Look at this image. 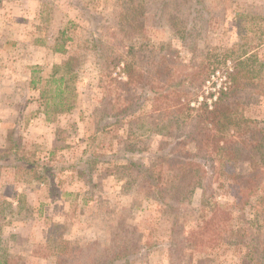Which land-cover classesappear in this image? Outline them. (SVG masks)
Listing matches in <instances>:
<instances>
[{
  "label": "rangeland",
  "instance_id": "374dc122",
  "mask_svg": "<svg viewBox=\"0 0 264 264\" xmlns=\"http://www.w3.org/2000/svg\"><path fill=\"white\" fill-rule=\"evenodd\" d=\"M183 1L141 0L134 23L123 28L119 16L132 0H0V156L12 131L19 155L29 157L31 151L53 170L49 181L40 182L29 172L0 167V254L6 253L8 264H102L123 244L127 253L112 264H241L249 245V264H264V191L258 192L261 200L241 210L230 194L231 178L221 176L222 188L208 177L189 201H168V195L158 201L141 177L133 180L108 162L88 176L68 167L95 131L105 89L115 86L109 79L125 80L122 64L113 60L118 54L134 61V78L142 74L123 91L134 107L142 104L132 118L102 134L98 150L104 154L133 130L131 138L142 148L138 161L157 172L163 163L156 154L168 152L166 144L174 141L156 133L155 123L171 120L176 103L166 106L165 98L155 103L153 92L134 104L138 94L150 82L154 90L170 83L180 89L181 103L197 108L200 96L212 99L220 93L218 84L229 85L234 62L245 50L255 70V78L239 90L240 114L255 120L246 138L264 129V0H193L199 6L193 13ZM176 17L184 18L183 25L173 26ZM127 46H133L131 53H124ZM69 58L65 96L73 108L58 112L51 80L65 72ZM108 94L113 101L114 91ZM187 123L166 128L184 133ZM248 156L243 148L228 174L247 172ZM165 174L164 165L162 179ZM204 198L229 206L231 219L220 234L231 243L201 241L208 233L197 228L207 211ZM54 226L59 228L53 233Z\"/></svg>",
  "mask_w": 264,
  "mask_h": 264
},
{
  "label": "trees",
  "instance_id": "16d2710c",
  "mask_svg": "<svg viewBox=\"0 0 264 264\" xmlns=\"http://www.w3.org/2000/svg\"><path fill=\"white\" fill-rule=\"evenodd\" d=\"M132 1L130 9H127L119 16L120 21L124 20L125 22L120 24L123 28L128 23H134L133 16L141 11V0ZM192 1L184 0L183 5L186 6L189 3L187 10L193 13V10L199 6L192 5ZM195 1L198 2V0ZM162 6L165 5L163 4ZM183 23L184 18L180 20L177 17L172 22L173 26L177 24L178 27L183 25ZM132 49L133 46H127L124 53H131ZM56 50L61 51V48ZM124 57L118 54V56L113 57V60H116V64H122L121 70L125 75V80L109 79V83L111 80L115 81V86L112 89L109 87L105 89L107 99L105 98L101 107L100 118L95 131L88 135L82 156L78 157L73 163L68 164V167L75 169L78 176H88L99 165L105 164L103 162H108L113 167L123 168L133 180L141 177V182L145 186L146 191L156 193L158 201L166 197V195H168V201L172 200L177 203L189 201L193 191L201 187L204 179L208 177L215 181L218 187L223 188V183L220 181L221 176L223 178H231L232 181L229 184L230 194L234 197V204H237L241 210L244 209L245 204H250L256 199L261 200L262 197L258 192L260 190L264 191V129H258L257 135L252 134V136L246 138L248 132H253V128H250V125L255 123V120L245 118L239 111V90H242L250 80L255 78V70L251 68L253 55L245 50L242 55L236 58L233 72L229 74V85L225 87V90H220L211 107L205 101H201L197 108L189 106L187 102L181 103L179 96L176 95V90L180 89H175L170 83L163 84L162 89L154 90L153 86L151 87L153 84L150 82L149 88L138 94L134 104L148 97L153 92L154 96L150 98L154 99L155 103H161L163 98L166 99V106L171 105V100V103L173 101L176 103L171 106L175 108V112L171 114V120L168 118L167 123L159 121L160 123H155V127L158 128H154L156 133L168 136L174 141H168L166 144L169 147L168 152L156 154L158 160L162 161V166H166L164 179H162L161 164L156 166L158 171L154 173L153 168L145 167L138 161L137 157L142 148L131 138L132 134L135 133L133 130H128L127 136L118 140L116 150L111 151L109 154H104L98 150L101 148L100 138L102 134L109 132L114 127L121 126L125 119L128 121L127 118H132L136 113V109L141 107L142 104L139 107H134L133 101L127 97V94H123L126 86L133 81H141L138 79L142 77V74L137 73L134 78V61L132 59L127 60ZM70 59L64 62V73L57 77L53 76L56 71L52 73L54 78H52L51 82L55 84L52 103L54 107H60L54 111L67 112L73 108V103L65 96L68 89L66 75L69 74L70 66L72 65ZM205 79L206 77L203 81ZM34 83L35 80L33 79L31 84L34 85ZM111 90L114 91L115 96L113 101L110 94H108ZM44 91L40 92L41 98L44 95ZM54 99H57V102ZM113 103L118 106L115 111L110 109V105ZM155 108L157 109V106ZM44 114L48 117L49 110L45 108ZM185 120H188V123L184 133L177 134L176 131L170 130L171 128H166L167 125L171 127V123L185 122ZM130 121L131 119L129 118ZM8 142V146L4 148L0 156V167H11L15 171L29 172L34 179L40 182L50 180L53 170L49 165L40 164L37 160H34L32 158L34 153L31 151L29 157L24 154H18L21 145L14 138L12 131ZM243 148L249 151L247 159L249 170L244 173L228 174L230 165L239 162L241 159ZM116 162H120L118 166L115 165ZM201 204L207 211L201 216L203 222L197 228L208 232L205 235V240L201 239L204 245L215 246L231 243L227 234H220L221 229L224 232L226 231L225 225L231 219L229 206L211 198L202 199ZM216 219L220 220L219 223L212 226L210 220L215 222ZM207 224H209V227H206ZM58 228L59 226H54L51 232H57ZM200 234V236H204L203 232H200ZM56 243L63 248V245L58 240H56ZM252 247L249 245L250 250L246 251L241 264H249ZM1 252L0 264H8L6 253L4 251ZM126 253V245H120L114 252V256L111 257L112 259L102 264H112L115 260L121 259V256ZM121 263L122 261L120 260L114 264Z\"/></svg>",
  "mask_w": 264,
  "mask_h": 264
},
{
  "label": "built area",
  "instance_id": "2783aa9c",
  "mask_svg": "<svg viewBox=\"0 0 264 264\" xmlns=\"http://www.w3.org/2000/svg\"><path fill=\"white\" fill-rule=\"evenodd\" d=\"M221 88H225V87H224L223 85L221 86V85L218 84V86H217L218 91H220ZM216 94H218V93H216ZM215 99H216V95H214L212 99H208V98L206 99V98H203L202 96H200V98L198 99V104H199L202 100H205L206 104L209 105V107H211V104H212V102H213Z\"/></svg>",
  "mask_w": 264,
  "mask_h": 264
}]
</instances>
